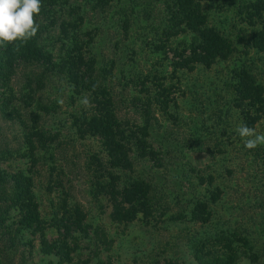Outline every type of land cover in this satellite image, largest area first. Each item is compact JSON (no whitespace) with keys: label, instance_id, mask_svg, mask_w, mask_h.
<instances>
[{"label":"trees","instance_id":"obj_1","mask_svg":"<svg viewBox=\"0 0 264 264\" xmlns=\"http://www.w3.org/2000/svg\"><path fill=\"white\" fill-rule=\"evenodd\" d=\"M219 1L41 0L36 35L0 46V264H119L102 253L140 255L133 226L167 234L186 223L200 229L176 235L175 252L158 250L170 253L167 263L186 251L196 264L237 262L240 236L227 237L225 222L212 217L222 192L198 197L189 173L200 170L187 155L206 144L216 168L227 145L247 139L237 133L230 141L229 109L237 128L264 124V0H221L229 17ZM236 28L250 34L247 51L237 49ZM214 66L230 75L221 89L209 82L202 90L185 76ZM87 141L97 148L79 143ZM235 149L264 164V145ZM213 179L199 183L211 187ZM120 226L130 229L122 239ZM205 243L225 258L208 261ZM155 246L141 254L149 260Z\"/></svg>","mask_w":264,"mask_h":264},{"label":"rangeland","instance_id":"obj_2","mask_svg":"<svg viewBox=\"0 0 264 264\" xmlns=\"http://www.w3.org/2000/svg\"><path fill=\"white\" fill-rule=\"evenodd\" d=\"M221 1V0H220ZM219 1V4L223 7L221 10H223V16H230L233 15V12L226 6L224 3ZM223 18V17H221ZM223 20V19H222ZM240 27V26H238ZM235 34L234 37L239 34L240 36H243V40L239 39L236 40L237 43V49L238 50H246L249 46L248 38L250 34L244 31L238 32V29L236 28L233 31ZM238 55V54H236ZM235 55V57H236ZM250 60H253L256 65H261L260 62H258L259 55L255 54L254 51H251L249 49V55ZM235 61V60H234ZM232 61V62H234ZM236 62V61H235ZM232 66V63H230ZM233 67V66H232ZM228 69L224 68L223 66H214L211 70H201L198 69L195 72H192L190 74H186L185 76H188V79L190 83H192V80L195 78L196 83L195 87L200 86L202 90H206V87L208 86V83L211 82L215 84L216 89L223 88V85L225 83H229L230 81V75L228 74ZM183 84H185V81H183ZM191 87H194L193 85ZM186 88V87H185ZM64 103V102H63ZM71 107L66 106L65 103L61 107L60 112H62V115L64 118L70 113ZM180 111L182 114H186L188 109L181 105ZM226 115L227 123L230 125L231 129L233 130V134L230 136V141L235 142L237 141V123L239 122L238 113L234 110H227L224 113V116ZM63 118V119H64ZM167 126L172 127V124L167 122ZM176 128V127H175ZM264 128V124L262 126L256 127V132L261 133V130ZM241 137V136H240ZM245 141V140H244ZM244 141L239 144H229L227 145L228 151L226 152V155H218L215 157L216 160H218L217 167H213V162L208 165L209 157L206 152H204L207 149V145L205 144V147H203V151L200 152H190L188 153V160L190 161V164H193L192 166H197L200 172L196 173H189L190 179L192 184H194L195 193L198 195L199 198L204 199V195L206 194V191L209 189L218 188L222 194L220 195V199L216 202V205H213V218L216 219V223H219L221 225L220 221L225 222L226 224V230L223 232H226L225 235L227 237H231L233 234H237V236H240V239L233 244V247L237 250L236 258L237 262L235 264H264V177L261 176V172H264V164L256 161L255 163L251 161V158H247L244 155V151H238L235 149L236 147H240ZM204 142V141H203ZM214 142V141H213ZM80 144H84L87 148H97V144L95 142L87 141V142H79ZM214 143L211 142L209 145L212 147ZM79 150V149H78ZM231 150H233L231 152ZM248 159L251 161L249 163ZM187 161V160H186ZM245 162V164H243ZM243 164V165H242ZM7 166V165H5ZM4 166V167H5ZM210 166V167H209ZM260 169V171H259ZM232 170V173H228ZM209 175H213V183L210 187L205 184L199 183V177H203L205 180ZM219 175V176H218ZM44 182V181H43ZM44 184V183H43ZM79 199L82 200L81 194L78 196ZM109 222V219L105 216H103V224L107 225ZM215 224V222H214ZM109 225V224H108ZM216 225V224H215ZM172 226V225H169ZM200 229L199 227H196L195 225H192L190 223H186L185 225H178V227H172L167 234L159 231L156 227L155 229H144L143 232L146 234L143 236V232L141 233L138 226H133V229L131 230V235L134 238L136 235H141L140 238L134 240L133 243H138L139 249L136 252L140 255L132 256L128 255L127 257H124L122 253H113V252H103L102 253V260L107 262L108 256L113 257V260L115 262H118L119 264H135L134 261L137 260V264H151L152 256L158 255L156 259L155 264H169L166 262L165 258H169V254L176 251V249H179L180 245L175 247L173 238L178 235L181 232V236L187 237L192 236L193 230ZM109 229V237H112L113 233L115 232V229L110 225L107 227ZM205 229V234L203 230ZM201 231V237L200 239L205 241L204 236L207 235L206 232L211 231V225L206 226ZM210 229V230H209ZM117 233L119 238L122 239L121 236L125 237L130 234V229L127 227H117ZM204 234V236H202ZM247 237L250 241V244L253 246V249H248L249 246L247 245V241H245L243 238ZM153 243L156 245L154 250L150 252L151 258L145 257L141 254L142 250L140 248L142 246L147 247L148 250L150 246L153 245ZM180 243L179 241L176 243V245ZM170 247L171 252L169 254H162L159 255L158 250L160 248H163L164 246ZM129 246V245H127ZM126 246V247H127ZM204 249L202 254L207 256V252L211 253L208 254V261L210 262H217L221 260L223 257V253L219 249V247L215 244H209L205 243ZM124 247L123 252H126L128 249ZM152 248V247H151ZM234 248V249H235ZM215 250V252H214ZM148 252V251H147ZM190 251H186V257L182 260H174L171 259L170 262H173V264H196V261H194V255L189 253ZM251 252L258 255V260L255 262L251 261L249 258ZM111 254V255H110ZM165 256V258H164ZM220 257V258H219ZM135 259V260H134ZM8 261H9V255H8ZM8 264V262H7Z\"/></svg>","mask_w":264,"mask_h":264},{"label":"clouds","instance_id":"obj_3","mask_svg":"<svg viewBox=\"0 0 264 264\" xmlns=\"http://www.w3.org/2000/svg\"><path fill=\"white\" fill-rule=\"evenodd\" d=\"M41 7V0H0V46L34 37L39 28L36 17ZM83 103L87 104V99ZM237 132L247 138L245 147L248 149L264 145V133H257L255 128L242 124Z\"/></svg>","mask_w":264,"mask_h":264}]
</instances>
